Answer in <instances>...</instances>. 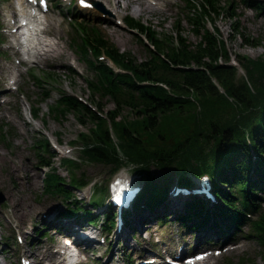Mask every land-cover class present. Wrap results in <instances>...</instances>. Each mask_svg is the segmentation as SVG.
I'll list each match as a JSON object with an SVG mask.
<instances>
[{"label": "trees", "instance_id": "1", "mask_svg": "<svg viewBox=\"0 0 264 264\" xmlns=\"http://www.w3.org/2000/svg\"><path fill=\"white\" fill-rule=\"evenodd\" d=\"M199 1L197 6L192 4L194 0H185L190 6L186 19L199 36L193 44L179 34L178 22L174 25L176 36L160 38L153 28L124 17L127 25L138 31V41L147 51L146 59L140 61L103 42L95 30L80 27L77 45L82 53L86 55L91 46L97 58L104 54L119 66L115 70L105 62H89L95 75L88 81L89 89L109 96L115 107L105 114L97 109V113L77 97L59 91L50 111L72 113L78 123L84 125L88 120L91 126L78 135V158L61 160L69 168L70 180L53 167L44 179V191L62 197L65 209L58 213L59 218H83L99 226L105 242L116 226L117 212L110 201L114 178L108 187L97 188V192L108 189L107 199L78 198L73 189L91 183L84 172L76 173L81 163H100L114 173L124 167L133 169L140 191L130 208L123 210L127 224L135 216L152 213L153 220L160 222L174 217L169 219L195 235L212 224L216 233L204 240L208 243L214 238L229 240L242 232L264 245V54L257 58L235 55L245 73L239 75L213 25L214 16H233L232 2L224 7L218 0ZM242 1L264 15V0ZM207 20L213 30L207 28ZM237 29L234 21L233 30ZM237 35L246 44L257 43L248 35ZM96 105L101 108L99 102ZM125 107L131 116L118 118ZM31 113L37 117L39 110ZM38 143L45 145L44 151L50 150L46 138ZM168 170H174L173 174L158 181L156 171ZM201 181L212 198L195 192ZM174 201L182 208L173 211ZM94 210H99L96 215ZM43 226L36 235H42ZM245 226L247 231L242 230ZM225 264L234 263L227 260Z\"/></svg>", "mask_w": 264, "mask_h": 264}, {"label": "rangeland", "instance_id": "2", "mask_svg": "<svg viewBox=\"0 0 264 264\" xmlns=\"http://www.w3.org/2000/svg\"><path fill=\"white\" fill-rule=\"evenodd\" d=\"M46 1L47 9L44 14L51 13L60 21L58 28L51 27L50 37L51 41L58 44L62 55L45 62L40 61V58L35 60V57H31L29 61L26 54L15 53L11 48L14 40L10 31L16 29L15 24L18 23L19 17L16 14L12 19L11 15L16 12L17 3L16 0H0V198H3L0 202V264H51L47 255L51 253L53 255L59 247V241L62 245L68 242L64 235L71 236L78 243L76 249L72 250L78 251L76 260L79 264H110L122 261L128 263L129 259L131 264H135L139 260L142 261L143 257L151 255L154 258L157 255L163 260L170 251L175 255H181L203 245L209 246L210 243L205 241L198 245L196 239L215 235L216 232L211 229L212 224L206 227L210 229L202 228L197 231L198 235L194 238L195 233L182 229L178 222L169 219L174 217H168L164 222H160L153 220L152 213L149 216L147 213L135 216L129 224L123 222L125 231H128L125 238L117 236L118 222L115 217L116 226L108 234L110 240L105 242L100 237L101 234H98V231L101 233L99 226L92 225L83 218L59 219L58 213L64 212L65 209L62 197L46 194L44 191V179L54 170L53 167L66 180H70L69 168L67 169L61 160L78 158L80 154L78 135L88 132L91 126L88 120H85L84 125L78 123L72 113L50 111L51 105L55 104L60 96L59 91L77 97L97 113L101 111L105 114L115 107L109 96L89 89L88 81L95 78L89 62L97 64L105 62L115 70H118L119 66L112 64L104 54L97 58L91 46L86 48L87 54L84 55L80 45H77L80 27L95 30L103 42L111 43L121 52H126L130 58L140 61L146 59L147 51L138 41V31L130 28L124 17L129 16L141 21L153 28L160 38L166 34L176 36L174 25L178 22L179 34L193 44L199 40V36L186 19L190 6L185 5V0L129 2L120 0L117 6L110 0ZM199 2L194 0L192 4L198 6ZM218 2L224 7L231 2L233 4V16L225 14L214 16L213 25L218 28L226 43L231 55L230 62L237 66L239 75H244L234 56L257 58L264 54V15L257 13L242 0ZM145 3L154 9L139 10ZM234 21L238 24L236 32L233 30ZM206 26L210 30L214 29L210 20H207ZM40 27L44 25L40 24ZM56 32L60 35L56 36ZM238 33L256 39L257 43L246 44ZM48 74L52 75L54 80H50ZM39 77L44 79H41V83L38 82ZM46 96L48 97L45 99ZM97 102L101 108H98ZM35 108L39 110L37 117H33L31 113ZM127 115L131 116V113L125 107L118 118ZM45 138L49 143L48 151H44L45 145L41 146L38 143ZM46 160L48 161L44 162ZM173 171H156L157 180L161 181L164 176L170 177ZM80 172H84L86 179L91 183L85 188L73 190L78 198L86 201L91 196L92 198L102 196L107 199L108 189L104 192L97 190L101 186L108 187V183L116 176L126 175L136 180L131 167H124L114 173L109 166L87 162L81 163V168L76 173L79 175ZM27 173L33 176L34 184H28L24 180ZM94 183L95 185H92ZM108 202L106 200V204ZM173 203L175 205L173 208L171 206L173 211L175 208L176 211L182 208L181 203L177 201ZM97 211L94 210L95 215ZM140 219L142 221H139ZM43 224L42 235H36L35 232ZM75 226H82L84 231H94L95 240L86 242L77 240L76 234L69 231ZM242 230L247 231L248 227L245 226ZM213 240L217 248L221 240L217 238ZM230 240L234 242L233 245L221 249L220 252L211 253L208 259L197 264H225L227 260L237 264L242 259H246L247 264H264V245L256 238L241 232ZM50 259L61 260L60 256L54 255Z\"/></svg>", "mask_w": 264, "mask_h": 264}, {"label": "bare ground", "instance_id": "3", "mask_svg": "<svg viewBox=\"0 0 264 264\" xmlns=\"http://www.w3.org/2000/svg\"><path fill=\"white\" fill-rule=\"evenodd\" d=\"M40 1H42V0H40ZM79 1L93 2V1H98V0H79ZM107 1H109V0H107ZM110 1H112L114 3V5L117 6V4L119 3L120 0H110ZM126 1L129 2L131 0H126ZM16 3H17L16 4L17 5V9H16V12H14L11 15L12 19L14 18V16L16 14H18L19 16L27 18L30 21L35 22L37 24L38 23L39 24L42 23L44 25V27L36 28V29H34V31L31 32V34H30L31 35V39H30V43H29V47L30 48L27 50V52H25V48L22 46V42L20 40V36L18 35V32L22 29V25L16 23L15 24L16 25V29L14 31H12V30L10 31V35L12 36V38L14 40V42L11 44V48H13L15 50L14 52L18 53V54L19 53L26 54L28 56L27 60H29V61H31V57H35L34 58L35 60H38V58H40L41 59L40 61H45L46 62L47 60H49L51 58L52 59H56L59 56H61L62 52H61L60 48L58 47V44L56 42H54V41H51L52 37H50V34H51L53 26L58 28V26L60 25V21L57 20L51 13L44 14V11L39 13L40 17L31 14L30 12H32L35 9H34V7H29L28 8L26 6L27 0H16ZM24 4H25V6H24ZM142 9H150V10H152L154 8L152 6H150L149 4L145 3V5L143 7H140L139 10H142ZM139 10H137L138 13H139ZM38 19H41V21L39 20V22H38ZM36 30H38V32H36ZM55 35L58 36V35H60V33L56 32ZM34 38H36V39L34 40ZM19 174H17V175L19 176ZM12 175H13V173H12ZM24 180H26V182L28 184H34V182H35V181H33V176L31 174H29V173L26 174V177H24ZM150 214L151 213H147V216H149ZM53 217H55V216H53ZM139 221H142V220L140 219ZM81 227L80 226H75V227H72L73 229L72 228L69 229V231L71 230L73 234H76V239L81 241V242L95 240L96 234L94 233V231H92V230L91 231L90 230H85L84 231L83 228H81ZM127 232L125 231V228L122 225H120L119 230H117V236L125 238L127 236L126 235ZM66 236L68 237V239L71 240L72 243H75L76 245L78 244V243H76L73 240V238L71 236H69V235H66ZM58 246H59L58 249L53 252L54 257L60 256L61 252L68 247V245L66 243H64V245H62L60 243V241L58 242ZM53 255H52V253L47 255V258L49 257V260L51 261V264H62L65 261L66 257H64L63 259H61L59 261H53L52 259H50V257H52ZM153 261H154V263H151ZM165 261H167V260H165ZM165 261L161 260V257H159L157 255H156V258H154L151 255V256L143 257L142 261L139 260L138 262H141V264H166ZM199 262H201V261H199ZM110 264H120V263L114 262V263H110Z\"/></svg>", "mask_w": 264, "mask_h": 264}, {"label": "water", "instance_id": "4", "mask_svg": "<svg viewBox=\"0 0 264 264\" xmlns=\"http://www.w3.org/2000/svg\"><path fill=\"white\" fill-rule=\"evenodd\" d=\"M1 195V194H0ZM2 197V196H1ZM3 200V198H0V202Z\"/></svg>", "mask_w": 264, "mask_h": 264}]
</instances>
